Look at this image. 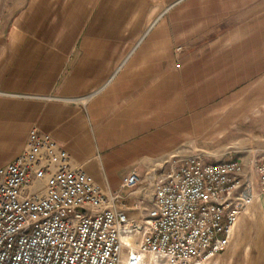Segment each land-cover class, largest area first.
Returning a JSON list of instances; mask_svg holds the SVG:
<instances>
[{"label": "crops", "instance_id": "crops-1", "mask_svg": "<svg viewBox=\"0 0 264 264\" xmlns=\"http://www.w3.org/2000/svg\"><path fill=\"white\" fill-rule=\"evenodd\" d=\"M76 3L88 21L102 3V24L115 26L149 3L155 8L154 0H0V167L24 152L37 128L103 191H118L152 158L213 153L219 104L234 106L228 96L219 102L216 91L264 86V35L242 32L264 20V0L159 3L161 14L129 50L83 48L91 38L105 39L103 33L44 31L56 17L52 9L74 25ZM175 7L176 48L184 49L178 69L171 39L161 33L165 23L153 31ZM198 138L209 140L201 148L187 144ZM238 262L264 264V194L240 215L229 248L212 264Z\"/></svg>", "mask_w": 264, "mask_h": 264}, {"label": "built area", "instance_id": "built-area-1", "mask_svg": "<svg viewBox=\"0 0 264 264\" xmlns=\"http://www.w3.org/2000/svg\"><path fill=\"white\" fill-rule=\"evenodd\" d=\"M212 157L174 153L105 192L33 128L24 152L0 167V264H212L264 194V158Z\"/></svg>", "mask_w": 264, "mask_h": 264}, {"label": "rangeland", "instance_id": "rangeland-1", "mask_svg": "<svg viewBox=\"0 0 264 264\" xmlns=\"http://www.w3.org/2000/svg\"><path fill=\"white\" fill-rule=\"evenodd\" d=\"M175 1L176 0H154V9L151 8V4L149 3L147 8H140L136 14L132 13V18L129 21H125L126 16H124L122 26L102 24V3L100 9L90 11L91 17L89 21L83 15V9L76 3L74 8V25L65 24L66 20L63 17L64 14L62 15L63 11L52 9V15H56L52 20L53 24L51 27H48L50 30H47V27L43 28L45 32H51L52 28L54 32L58 34L63 33V35H65V33L74 36L78 33L100 36H102L103 33L107 35L105 39L103 38L104 42H102V37L97 40L91 38V40L87 42H82L84 49H102L103 47L104 49L129 50L137 44V41L150 27L151 22L161 14V11L157 9L159 3L166 2L167 4H173ZM178 8L179 7H175L170 10L160 24L153 30L156 31L162 23H165V29L164 31L162 30L161 33L163 36H166V39H171L170 49L172 50V54L175 53L174 57L176 60L183 56L182 52V54H178L176 51V47L179 43L178 34L180 31ZM84 22L86 23L83 25ZM246 27L242 32L251 34L252 37L254 35H264V20ZM160 40L162 39L160 38ZM252 44L258 43L253 42ZM151 48H153L152 45ZM252 85L255 86L251 90L216 91V94L219 95V102L224 98H234V106L219 104L220 111L216 117V121H214L215 128L213 132L221 136L213 138V145H209L214 146L212 149L214 152L210 153L213 156L211 158L212 161H224L232 158L248 164L253 159L264 158V138L258 136L264 133V86H259L258 83ZM188 92L191 93V91ZM191 100H194V97H191ZM222 107L227 108L226 112H224V110L222 111ZM247 130H249V132H246ZM206 139L207 138H198L192 139V141L188 139L187 144L198 143V147L201 148L202 146L204 147ZM209 150L212 151L211 149ZM171 155L172 153H167L152 158L148 163L142 165L141 173L146 176L149 171L160 169ZM260 194L262 193L260 192ZM240 264H242V262H240Z\"/></svg>", "mask_w": 264, "mask_h": 264}]
</instances>
